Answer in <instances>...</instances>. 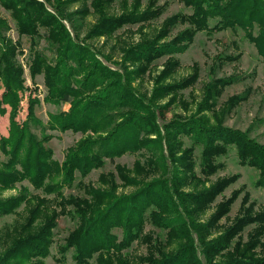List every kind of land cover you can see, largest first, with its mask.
I'll use <instances>...</instances> for the list:
<instances>
[{
  "label": "trees",
  "instance_id": "obj_1",
  "mask_svg": "<svg viewBox=\"0 0 264 264\" xmlns=\"http://www.w3.org/2000/svg\"><path fill=\"white\" fill-rule=\"evenodd\" d=\"M44 1L53 13L47 10L44 2L37 0H0V7L10 14L19 36H26L33 44L28 60L30 72L33 76L44 75L45 102L69 105L67 112L50 115L48 130L80 132L83 138L68 149L65 161L58 165L51 160V152L42 147L49 141V136L44 135L33 142L28 140L26 144L19 136L14 151L19 152L26 145L24 160L20 162L22 168L9 164L0 168V192L13 189L27 179L34 189L45 195L56 194L62 204L71 208L65 212L53 208L47 217L40 218L36 213L43 209V202L47 203L48 198L33 195L27 187H23L15 198L0 199V218L17 215L23 205L34 199L37 202L30 210L28 222L19 234H15L11 245L0 251V264H44L51 253L57 218L64 213L76 218L77 224L59 250L65 253L73 249L76 264H90L92 260L96 264H204L197 255L194 235L203 250L205 264H264V214L252 211L247 194L241 215L227 228L223 229L219 223L230 212L239 192H233L228 199L218 203L208 222H199L216 198L236 181L235 176L218 178L206 186V181L223 168L218 160L230 148L236 150L241 166L259 171L257 185L264 190V144L224 125L233 107L244 98L230 99L225 105L217 106L218 98L232 80L208 83L202 101L195 105V114L189 117L173 116L160 127L156 115L177 102L186 106L179 98L184 90L196 83L197 73L177 81L175 74L179 61L173 55L184 52L198 32L242 29L264 61V0H186L191 15L171 18L155 36L142 35L139 43L120 48L122 71H113L102 64L88 40L111 37L125 25L155 19L161 12L154 8V3L146 11H141L135 3L131 10L123 8L118 15L106 9L111 0H94V12L98 17L94 24H86L83 39L80 28L84 21L76 24L77 17L83 18L88 10L83 8L70 13L66 6L84 3V0ZM64 20L73 28L74 37L65 28ZM177 21H186L189 27L165 41ZM211 22L215 23L213 27ZM255 26L258 27L257 35L253 34ZM9 30L7 19L0 16L2 102L14 85L24 87L23 70L18 60L22 54L21 42H12ZM43 37L51 58L36 48ZM165 56L168 58L164 70L152 76L149 71L152 64ZM146 72L155 86L150 96L141 94L133 86V82L142 80ZM167 98L165 105L159 104ZM38 103L37 98L29 99L24 127L33 122L40 123L34 115V106ZM162 146L166 150L163 170L170 178L162 176L142 182L130 195L117 196L116 187L100 190L90 186L85 188L84 199H66L62 193L64 188L74 184L77 172L85 177L92 170L102 168L106 159L114 161L127 153L149 151L154 147L159 152ZM196 146L201 149L203 180L193 169ZM57 165L60 180L51 177ZM122 171L120 169V173ZM123 178L127 183H136L125 175ZM192 182L194 185L189 192L180 190ZM147 222L166 230L167 243L135 262L124 250L134 241L147 238L143 234ZM252 224L255 227L243 240L241 233ZM115 229L121 230V241L113 233ZM215 232L216 236L208 240ZM168 245L170 247L165 251Z\"/></svg>",
  "mask_w": 264,
  "mask_h": 264
},
{
  "label": "rangeland",
  "instance_id": "obj_2",
  "mask_svg": "<svg viewBox=\"0 0 264 264\" xmlns=\"http://www.w3.org/2000/svg\"><path fill=\"white\" fill-rule=\"evenodd\" d=\"M45 7L51 13L54 11L46 4ZM84 3H74L67 5V12H74L77 9L86 8L88 14L82 17H77L80 21H84L80 28L81 38L84 39L87 31V23L94 24L98 15L94 12V0H84ZM186 0H111L106 9L111 14H120L122 9L131 10L135 3L139 4L138 8L142 11L150 9V5L154 3V8L160 9V15L149 22L137 23L133 25H125L121 29L112 34L111 37H101L98 39L88 40V44L95 49L98 60L109 67L111 70L122 71L121 61L122 52L120 48L137 44L141 41L142 35L155 36V34L163 27L165 21L169 19L180 18V16L191 15L190 7L186 6ZM0 16L6 18L10 30L8 36L12 42H21L22 54L18 56V60L23 70L24 87L13 86L10 93H7L6 100L2 102L3 89H0V168L14 165L17 169H21L20 162L24 160V145L21 151L15 152V144L19 136H22L25 141L33 142L41 140L44 135L50 137L49 141L44 143L42 147L51 152V160H54L58 165H62L65 161L68 149L74 147L82 138L80 132L72 131H50L48 130V122L50 115L59 112H67L68 104L54 105L45 102L47 90L43 74L33 76L29 67V56L32 53L33 44L26 36L20 37L11 19L10 14L0 7ZM63 24L72 37H74L73 28L67 20ZM211 27L214 22H211ZM189 27L186 21H177L171 27L170 34L165 41L171 40L179 32ZM258 27H254L253 34L257 35ZM43 32L41 31V34ZM40 52L51 58V53L48 51L47 43L43 38L36 46ZM179 61V68L175 74V79L183 80L191 76L195 71L197 73V81L193 86L182 92L179 99L182 102L171 104L163 110V113L156 112L157 124L161 127L164 122L172 120L173 116L189 117L196 112L195 105L200 103L204 96V88L208 83L219 79L232 80V84L227 86L222 95L217 100V106L225 105L230 99L244 98L238 101L231 110L229 116L224 120V125L232 130H238L246 133L248 137L256 141L258 144H264V61L259 55L257 47L254 43L245 36L242 29H224L221 31L208 33L206 31L198 32L192 43L189 44L184 52L173 55ZM106 57L108 59H106ZM167 56L157 59L150 68L151 75L155 76L162 72L166 65ZM133 86L138 89L141 94L150 96L154 91V82L149 72L143 75L142 80L133 82ZM37 98L39 103L34 106V115L40 122L30 123L28 127H24L28 115L29 99ZM163 99L159 102L160 105H165L168 102ZM20 132H22L20 134ZM91 134V133H90ZM190 145V143L188 142ZM191 146V145H190ZM189 146V147H190ZM166 155L165 146L158 152V148L154 147L149 151L142 150L134 154L127 153L120 158L111 161L105 160V165L96 170H92L87 176L82 177L77 172L76 180L70 188H64L62 193L66 199L82 198L85 196V188L87 186L109 190L116 187V195H130L139 189L142 182H150L162 176L170 178V174L164 173L163 158ZM193 169L194 173L200 179H204L201 174V149L196 146L193 152ZM223 164V168L215 175L206 181V186L211 182H215L218 178L236 177V181L230 185L220 196H218L212 207L204 216L199 219V222L206 223L210 216L215 212V206L228 199L233 192H239L238 199L233 203L230 212L220 221V226L225 229L232 225L237 217L242 213V202L244 196H248V205L251 206L253 212H262L264 214V190L257 185L260 174L259 171L241 166L238 163L236 150L230 148L225 156L218 160ZM57 165V167H58ZM122 169V173H120ZM123 175L132 178L136 183H127ZM51 177L60 180L59 167L55 168ZM130 182V181H128ZM194 183L180 188L183 192H189ZM27 187L33 195H38L41 198L47 197L43 202V209L36 213L40 218L47 217L52 209L56 211H67L71 206L62 204V200L56 194L45 195L41 190L34 189L29 180H24L15 185L13 189H8L0 192V199L15 198L19 195L21 189ZM200 187V185H199ZM46 199V198H45ZM36 200L23 205L19 209V213L14 216H6L0 218V251H5L11 245L15 234H19L21 227L28 222L30 210L36 207ZM56 206V207H55ZM57 225L53 229V244L51 246L50 255L44 260V264H76L73 259L74 250L69 249L65 253H61L60 246H64L69 234L76 228L77 219L69 214H60L56 221ZM255 227L254 224L249 225L241 233L243 240H246L248 234ZM16 231H13L14 229ZM113 233L117 236L118 241L122 239L121 230L115 229ZM144 237L141 240L134 241L131 246L124 250L133 261L137 262L142 257L147 256L151 251H156L158 248L166 245L167 232L159 229L149 222L146 223ZM194 235V234H193ZM216 232L208 237V240L214 238ZM194 240L198 247L197 255L202 263H206L203 250L198 243L197 236L194 235ZM264 240V238H263ZM170 245L165 247V251ZM90 264H96L94 260Z\"/></svg>",
  "mask_w": 264,
  "mask_h": 264
}]
</instances>
